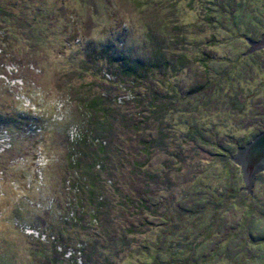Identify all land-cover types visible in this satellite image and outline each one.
Here are the masks:
<instances>
[{
  "label": "rangeland",
  "instance_id": "rangeland-1",
  "mask_svg": "<svg viewBox=\"0 0 264 264\" xmlns=\"http://www.w3.org/2000/svg\"><path fill=\"white\" fill-rule=\"evenodd\" d=\"M263 33L264 0H0V264H264V171L246 194L233 161Z\"/></svg>",
  "mask_w": 264,
  "mask_h": 264
},
{
  "label": "water",
  "instance_id": "water-1",
  "mask_svg": "<svg viewBox=\"0 0 264 264\" xmlns=\"http://www.w3.org/2000/svg\"><path fill=\"white\" fill-rule=\"evenodd\" d=\"M247 44L248 54L256 50H264V33L257 41L247 39ZM233 161L241 171L240 190L250 194L255 173L259 170L264 171V131L255 136L245 147L239 148Z\"/></svg>",
  "mask_w": 264,
  "mask_h": 264
},
{
  "label": "trees",
  "instance_id": "trees-1",
  "mask_svg": "<svg viewBox=\"0 0 264 264\" xmlns=\"http://www.w3.org/2000/svg\"><path fill=\"white\" fill-rule=\"evenodd\" d=\"M158 138L160 139L161 137H159L158 136ZM151 143H153V142H151ZM7 151V149H2L1 150V153L3 152V151ZM9 150V149H8ZM5 151V152H6ZM2 154H4V153H2ZM1 154V155H2ZM0 158H2V156H0ZM257 214V213H256ZM250 224L252 225V230L249 232L250 233V236H251V233L254 231L255 233H258V234H260V235H262L263 236V234H261L260 232L262 231V230H264V214H260V215H256V217H253L252 218V220L250 221ZM130 232V233H129ZM129 234H131V236H133V233H131V231H128V232H123V233H121V238H119L120 240H119V243H120V247H118V250H120V252H123V253H125L126 254V256H132V253H134L133 252V245L135 244V240L134 239H131L130 240V238H129ZM234 235H236L237 236V234L235 233ZM134 237H135V235H134ZM254 237H256V236H254ZM133 238V237H132ZM233 240H234V236L232 237V235H228V238L226 239V240H224L225 241V243L224 244H222V245H219V243H217V246H218V248L217 249H215V250H213V252H212V254H209V255H207V256H205L204 257V259H217V258H219L218 260L219 261H217V262H220L221 261V258L223 259V257H227V258H229L230 259V257L231 256H235V257H238V256H240V254H242L243 253V251H244V246L246 245V243L245 242H243L242 240L237 244L238 245V248H237V250H235V252H234V254H233V252H232V247L230 248H228V244L230 243H232L233 242ZM138 251H139V253L140 254H145L146 256L148 255V246L147 245H145L143 248L141 247V248H139L138 249ZM237 251V252H236ZM120 252H119V254H120ZM158 253H159V251H158ZM232 253V254H231ZM177 253L175 252L174 254H171L172 255V257L170 256V259H171V261H169V262H166L165 264H174L173 263V260H174V258H175V256L174 255H176ZM179 255V254H178ZM118 256V255H117ZM169 256V255H168ZM107 257V256H106ZM112 256H109V257H107L106 258V261H107V263L109 262V259L111 258ZM148 257H151V255H149ZM260 259H264V256H262V255H260V257H259ZM208 261V260H207ZM262 261V260H261ZM261 261H259V262H261ZM199 262H197V261H193L192 262V264H198ZM199 264H207V262L204 260V261H202V262H200ZM221 264H223V263H221Z\"/></svg>",
  "mask_w": 264,
  "mask_h": 264
}]
</instances>
